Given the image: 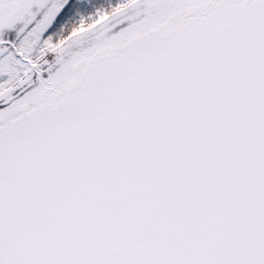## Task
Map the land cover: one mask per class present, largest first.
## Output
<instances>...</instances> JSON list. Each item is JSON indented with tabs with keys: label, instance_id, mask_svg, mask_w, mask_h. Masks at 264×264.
Segmentation results:
<instances>
[{
	"label": "snow or ice",
	"instance_id": "snow-or-ice-1",
	"mask_svg": "<svg viewBox=\"0 0 264 264\" xmlns=\"http://www.w3.org/2000/svg\"><path fill=\"white\" fill-rule=\"evenodd\" d=\"M0 264H264V0H0Z\"/></svg>",
	"mask_w": 264,
	"mask_h": 264
}]
</instances>
